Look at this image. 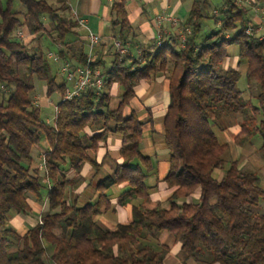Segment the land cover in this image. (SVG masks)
Instances as JSON below:
<instances>
[{
  "label": "trees",
  "instance_id": "trees-1",
  "mask_svg": "<svg viewBox=\"0 0 264 264\" xmlns=\"http://www.w3.org/2000/svg\"><path fill=\"white\" fill-rule=\"evenodd\" d=\"M186 1L184 19L171 21L169 33L146 47L127 19V0H112L108 37L88 58L86 33L66 0H0V264H164L168 248L146 237L154 233L171 235L182 264H264V214L253 212L264 202V188L237 161L214 178L229 145L212 130L219 119L248 110L234 143L258 136L264 160V38L247 32L252 6L264 0L252 6L220 0L213 9L211 0ZM230 46L237 48L233 65H227ZM64 65L71 72L99 69L102 86L63 100L72 87L61 73ZM240 68L248 90L257 88L248 100L238 87ZM161 75L168 92L162 183L170 195L167 207L147 208L135 201L147 202L152 190L145 181L154 169L141 152L142 128L152 118L145 109L142 119L132 102L139 84ZM37 87L56 98L51 124L35 104ZM110 136L120 140L121 163L97 182L95 201L77 206L72 191L80 167L88 163L97 174L95 152ZM42 140L46 147L36 152ZM121 185L116 204L130 206V220L105 229L96 218L111 207L108 191ZM29 201L43 206L39 216ZM13 215L32 217L34 224L20 235L9 225Z\"/></svg>",
  "mask_w": 264,
  "mask_h": 264
},
{
  "label": "crops",
  "instance_id": "crops-1",
  "mask_svg": "<svg viewBox=\"0 0 264 264\" xmlns=\"http://www.w3.org/2000/svg\"><path fill=\"white\" fill-rule=\"evenodd\" d=\"M71 10L85 21L87 29L106 40L109 34V23L112 19V0H66ZM142 2L145 4L142 10ZM186 0H127V19L140 34L144 46L153 44L160 35L169 33V23L176 19L183 20L186 14ZM86 33V30H84ZM86 35V34H85ZM168 104L167 81L163 75L139 84L136 89V99L132 107L140 112L141 118H145L147 109L151 113L152 122L146 123L142 128L141 152L150 157L153 173L147 177L146 185L151 187L148 198V207L152 208L158 203L164 202L170 195V190L162 183L163 177L168 170V151L161 140L162 120ZM160 118V122L157 121ZM146 119V118H145ZM40 152L46 147L45 140L41 141ZM120 140L116 136H110L106 143L102 144L95 152V161L101 163L99 171L95 172L92 166L84 163L80 167L79 175L76 176L72 195L77 197L81 203L95 201L97 197V182L111 174L117 164L121 163L118 156ZM239 167H242L239 165ZM72 176V175H71ZM125 190V186H115L108 191L111 207L103 211L97 218V223L105 229H113L117 224L127 223L130 220V206L120 207L116 204L118 196ZM81 199V201H80ZM151 203H154L151 205ZM34 214L40 215L43 206L29 201ZM113 216L119 217V222L112 221ZM32 217H20L13 215L9 225L20 235L24 234L27 228L34 224Z\"/></svg>",
  "mask_w": 264,
  "mask_h": 264
},
{
  "label": "rangeland",
  "instance_id": "rangeland-1",
  "mask_svg": "<svg viewBox=\"0 0 264 264\" xmlns=\"http://www.w3.org/2000/svg\"><path fill=\"white\" fill-rule=\"evenodd\" d=\"M47 2L51 3L52 5L57 4V0H46ZM220 0H211L210 1V9L215 8L219 4ZM243 4L247 6H252V0H243ZM252 14V23L253 26H249V33L254 32L260 38H264V29L262 27V20L264 19V4L262 6H252L251 10ZM173 19L172 21H175ZM18 35L20 39L24 41H29L30 36L27 35L24 31H18ZM36 45V43H34ZM105 48V47H104ZM228 54L230 56V60L227 62V65H233L236 61L237 55V48L234 46L228 47ZM240 78L238 80V87L240 90L243 91V98L248 100L251 96V92L256 94L257 88L256 86H251V92L247 88L246 79L244 75V69L240 68ZM62 76H58V82L62 81ZM39 85V83H36ZM56 102V98L47 99L43 94L40 92L39 88L36 89L35 95V104L40 107L41 109V119L46 121L47 123L51 124L53 121V117L55 114L54 104ZM117 101L113 102V107L116 105ZM250 115V112L247 110L245 114H233L229 117L219 119L217 122L212 123V130L217 137L220 143H227L229 145V149L223 155V168L222 170H215L213 172V176L216 179H220L223 175V171L228 167L230 162L237 161L238 165H241L242 170H247L254 172L259 178V185L264 188V160L262 159L259 148L262 144L261 139L258 136H255L251 139V141L244 142L241 145H237L234 143V136L239 131V126L243 121V118ZM162 120V117H161ZM157 121L160 122V118L157 117ZM40 146L36 149V152L40 151ZM42 149V148H41ZM41 167V166H40ZM70 202L73 201V198H70ZM81 201V199H80ZM77 206L83 205V203L79 202L78 200ZM148 202V201H147ZM144 202L141 199L135 201V203L142 204L144 207H148V203ZM154 203H151L153 205ZM159 207H167L168 201H164L158 203ZM155 207V206H154ZM253 212L256 216H260L264 214V202L260 203L256 208H253ZM10 220V219H9ZM112 221L115 224L119 222L118 216H113ZM147 238L153 239L158 244L165 245L168 248V253L164 258V264H182L185 262V258L183 253L179 249V245L173 243V239L170 234L168 233H161V234H153L152 236L147 234ZM187 264H196L192 260H187Z\"/></svg>",
  "mask_w": 264,
  "mask_h": 264
},
{
  "label": "built area",
  "instance_id": "built-area-1",
  "mask_svg": "<svg viewBox=\"0 0 264 264\" xmlns=\"http://www.w3.org/2000/svg\"><path fill=\"white\" fill-rule=\"evenodd\" d=\"M73 17L76 19L79 28L86 30V35L84 36V40L86 41L87 47H88V58H91L94 55V49L97 47L101 41V38L90 32L87 27L85 21L77 14V12L72 13ZM174 23L176 22L173 21ZM262 27L264 29V19L262 20ZM249 32V31H247ZM117 51L120 53V55L124 56L128 53V50L126 47H123L120 42L116 41L113 43ZM156 45H160L159 42L156 43ZM104 53V50L101 52ZM47 57L51 59L52 61H57V55L54 52H49L47 54ZM61 73L64 75V78L72 83V87L70 89L66 90V94L63 98V100H67L72 98L73 96L78 95L82 90H84L88 86H94L96 88H100L103 84V79L101 76V72L99 69H90L88 66L80 67L75 69L74 72H71L68 70L67 65H64L61 68ZM41 167H44V161L42 160V163L40 164ZM39 223L40 222V219Z\"/></svg>",
  "mask_w": 264,
  "mask_h": 264
}]
</instances>
